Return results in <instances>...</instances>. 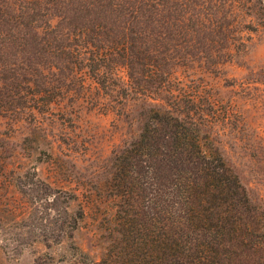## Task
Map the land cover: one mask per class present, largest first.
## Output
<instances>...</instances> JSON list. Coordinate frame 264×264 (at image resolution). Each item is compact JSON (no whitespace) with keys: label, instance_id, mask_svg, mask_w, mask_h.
Listing matches in <instances>:
<instances>
[{"label":"rangeland","instance_id":"1","mask_svg":"<svg viewBox=\"0 0 264 264\" xmlns=\"http://www.w3.org/2000/svg\"><path fill=\"white\" fill-rule=\"evenodd\" d=\"M204 1L213 39L202 49L184 42L167 62L157 54L162 65L147 78L119 55L101 74L83 56L58 53L50 69L0 70V264L103 257L116 243V213L145 200L117 194V157L156 111L193 122L202 149L239 178L253 228L264 230V1Z\"/></svg>","mask_w":264,"mask_h":264},{"label":"trees","instance_id":"2","mask_svg":"<svg viewBox=\"0 0 264 264\" xmlns=\"http://www.w3.org/2000/svg\"><path fill=\"white\" fill-rule=\"evenodd\" d=\"M214 24L204 0H0V70L50 69L58 53L83 56L101 74L119 55L147 78L162 65L157 54L167 62L184 42L202 49ZM55 30L63 42H52ZM188 122L156 111L117 157V194L145 200L116 213V243L103 257L75 251L44 264H264V230L252 226L245 189L219 155L202 149Z\"/></svg>","mask_w":264,"mask_h":264}]
</instances>
